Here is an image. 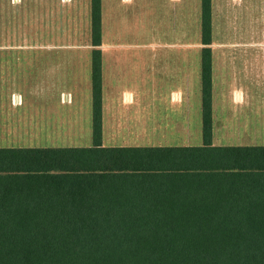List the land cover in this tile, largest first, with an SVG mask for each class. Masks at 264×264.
I'll use <instances>...</instances> for the list:
<instances>
[{"label":"trees","instance_id":"16d2710c","mask_svg":"<svg viewBox=\"0 0 264 264\" xmlns=\"http://www.w3.org/2000/svg\"><path fill=\"white\" fill-rule=\"evenodd\" d=\"M201 145L0 148V264H264V146L212 144V0H200ZM91 46L101 0H90Z\"/></svg>","mask_w":264,"mask_h":264},{"label":"rangeland","instance_id":"374dc122","mask_svg":"<svg viewBox=\"0 0 264 264\" xmlns=\"http://www.w3.org/2000/svg\"><path fill=\"white\" fill-rule=\"evenodd\" d=\"M199 14L200 0H101V43L94 48L90 0H0V148L92 145L93 49L101 52L103 119H123L115 124L120 138L105 134L102 146L120 145L146 113L199 125ZM263 21L264 0H212V113L224 120L215 145H253V118L264 115ZM258 52L260 82L253 71ZM67 53H83V68L66 61ZM111 53L122 59L110 72ZM174 91L179 102L170 101ZM195 131L189 146L201 144ZM158 144L178 146L171 139Z\"/></svg>","mask_w":264,"mask_h":264},{"label":"crops","instance_id":"0c3cea01","mask_svg":"<svg viewBox=\"0 0 264 264\" xmlns=\"http://www.w3.org/2000/svg\"><path fill=\"white\" fill-rule=\"evenodd\" d=\"M256 21L260 22L259 14L256 16ZM262 22V21H261ZM264 22V21H263ZM259 25V23H258ZM4 54H0V60L4 59ZM65 55L66 61H72L71 63H75L77 67L83 68V53H67ZM113 56V57H112ZM177 56L179 54L177 53ZM120 57V58H119ZM257 57V59L255 58ZM108 59L110 60V63H108V70L111 72L116 69V67L120 64H118V61H120L121 53L115 54L111 53L108 55ZM261 56L258 52V54L255 56L253 53V71L255 72L256 78L258 82L261 81V63H260ZM81 61L78 63L77 61ZM257 62V63H256ZM67 65V63H66ZM3 67L7 66V63H2ZM91 67V63H90ZM172 95V98H171ZM170 95V101H176L179 102L180 100V94L179 91H174ZM126 97H128L126 99ZM240 99H238L239 101ZM103 101L102 99V117H101V133H102V139L105 138L107 135H111L112 140L119 139L116 133L119 134L120 131L117 130L115 124L117 122H120L123 119H112L114 116H108L107 119H103ZM124 102L130 103L131 102V94L126 93L124 95ZM182 102V101H181ZM259 102V107H260ZM148 106V105H146ZM258 111H260V108H257ZM256 111V110H255ZM257 111V114H258ZM146 116H143V119H134L135 123L138 124V130L136 131H129L125 130L127 133V136L124 135L123 142L118 144H112V145H118V146H110V147H164L160 144H158V141L160 139L167 140L171 139V141H176L178 143V146H167V147H191L188 142L192 141L191 139L195 140L196 131L200 132L201 134V119L200 124L196 123L195 119H154L152 116L149 117V115L143 114ZM263 115V114H262ZM262 118V119H261ZM213 125H212V137H215V134L217 132V128L220 131L224 124V120H220L217 122L216 119H214V116L212 115ZM91 121V119H90ZM215 121V122H214ZM130 122V121H129ZM104 124V125H103ZM217 127V128H215ZM253 132H252V146H264V115L257 116L255 119L253 118V124H252ZM90 134H92V129L90 131ZM74 137V136H73ZM122 139V138H121ZM125 141H127L125 143ZM133 141V142H132ZM179 141L182 142L179 144ZM212 144L215 145L213 142ZM103 145V144H102ZM201 145V144H200ZM104 147V146H103Z\"/></svg>","mask_w":264,"mask_h":264}]
</instances>
